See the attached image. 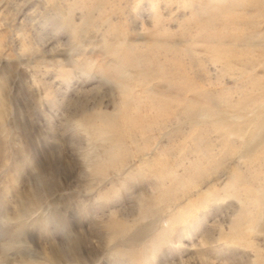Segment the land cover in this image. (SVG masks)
Segmentation results:
<instances>
[{
  "label": "rangeland",
  "instance_id": "1",
  "mask_svg": "<svg viewBox=\"0 0 264 264\" xmlns=\"http://www.w3.org/2000/svg\"><path fill=\"white\" fill-rule=\"evenodd\" d=\"M0 264H264V0H0Z\"/></svg>",
  "mask_w": 264,
  "mask_h": 264
}]
</instances>
